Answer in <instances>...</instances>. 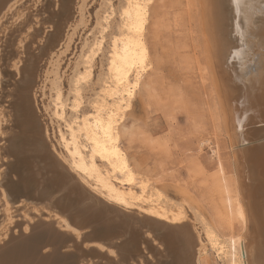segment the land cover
<instances>
[{
	"label": "bare ground",
	"instance_id": "bare-ground-1",
	"mask_svg": "<svg viewBox=\"0 0 264 264\" xmlns=\"http://www.w3.org/2000/svg\"><path fill=\"white\" fill-rule=\"evenodd\" d=\"M170 2L62 0L57 11L55 0H0V84L5 87L4 96L9 97L4 100L0 92V103L8 102L4 111L7 121H0V154L7 152L13 158L8 174L0 175V235L10 234L7 239L0 237V264H79L82 259L92 260L89 264H142L145 239L140 230H133L138 225L157 232L171 258L168 264H264V0H241V6L235 0H187L200 31L202 69L209 81L206 95L212 102L209 114L225 140L223 154L217 144L210 146L208 159L215 170L208 174L210 163L202 161L200 152L212 143L202 138L201 132L191 131L196 147L184 167L191 190L187 183L177 182L169 189L160 171H155H163L159 164L168 156L169 135L152 137L144 126L128 122L137 99L155 103L167 119L183 97L173 87L159 88L163 68L160 38L170 28L171 17L166 11ZM113 10L123 12L126 29L115 19L104 20ZM95 63L94 76L82 81ZM102 65L120 80L112 84L119 94L106 111L83 108L76 115L65 109L71 128L63 134L73 142L76 152L88 143L89 149L82 158L78 156L82 165L91 164L95 149L111 156L114 166L123 169V176L134 179L142 190L159 198L163 210L172 212L171 226L145 219L116 221L121 216L116 219L113 213L108 215L115 220L106 222L107 212L84 210L78 196L69 193L57 198L59 185L53 186L48 178L49 171H55L51 148L60 137L48 112H61L66 104L75 106L82 98L96 102L90 92L101 88ZM43 111L51 119L45 120ZM75 117L79 120L72 124ZM106 129L111 141L106 140ZM140 135L151 146L148 150L153 152L154 148L159 154L155 169L145 167L131 153ZM36 162L43 176L34 167ZM19 198L29 204L15 206L14 210H24L15 211L20 217L11 219V205ZM44 206L56 220L69 215L80 228L92 226L90 237L95 233L110 241L126 235L112 242L119 256H114L113 247L108 250L111 256L98 250L99 245L89 249L78 241L77 232L70 234L47 222H32V212L46 209ZM126 225L131 232L125 231ZM150 249L161 254L154 246Z\"/></svg>",
	"mask_w": 264,
	"mask_h": 264
},
{
	"label": "rangeland",
	"instance_id": "rangeland-1",
	"mask_svg": "<svg viewBox=\"0 0 264 264\" xmlns=\"http://www.w3.org/2000/svg\"><path fill=\"white\" fill-rule=\"evenodd\" d=\"M114 1H116V3H118V2L123 1V0H114ZM172 1H173L172 3L171 2L169 3L170 6L167 8L166 11L168 12L169 17L172 18L173 16H177L178 19H177V17H174V19L170 18V20H169L170 28L168 27L167 29H165V31H163V33H162L163 38L162 37L160 38L161 47L159 48V51H160V54H162L161 62L163 63L162 64L163 68L161 71L162 73H160V75H162V80H161L162 84L159 85V88L168 87V86L173 87V88L179 90V92L181 93V95L183 97H181V100L179 101L178 105H176V108L174 109L175 112L173 111V114H172L173 117L172 116L170 117L171 120H169L170 118L166 119L165 114L162 113L163 111L159 110L160 108H158L155 103L144 104V102L137 99L134 103L132 116L128 121L129 123H131L132 121H135V123L144 126L143 127L144 130H146V132H148V133H151L152 137H158V136L164 135V134H167V136L169 135L168 137L166 136L167 142H168L166 144V146H168V148H169L168 149L169 152H167L168 156L165 160H163L161 162V164H159V161H158V158L160 159L159 154L157 153L158 154V157H157V154L155 151L156 149H154V148H151L154 150V151L152 150L153 152L148 150V149H150L149 148L150 145L146 142V140L142 139V137H143L142 135H140L138 137V139H136L134 141V144H132L131 153L133 152L132 154L133 155L135 154L134 156L136 157V159L141 160L142 164L145 167L147 166L148 168L153 169L154 166L156 168V164H157V166L159 164L162 167L163 171H161L160 168L159 169L154 168V169H155L156 173H158L160 171L159 172L160 175L159 174L158 175L162 178L163 182L168 184L167 186H170L169 189L173 190V187L174 186L176 187V185H174V184H176V182H177L178 185H180V184L183 185L184 183H187V185H186L187 189L191 190L190 188H192V186H190L188 184V177H187L186 170L184 167L186 166V164H187L186 162H188L192 153L194 152V148L196 147V141L194 139V135L192 132H198V131H199V133L201 132L202 138H207L208 142L212 143V145L209 144V147H208V145L205 144L203 146L202 151L200 152L201 159L203 158L202 161L204 162L206 160L204 162V163H206V165L210 163L209 166H207V168H206V170L208 171L207 172L208 174H210V172L213 173L212 171L215 170V165L212 164V166H211V162L208 159V155L211 154L210 146H213V145L216 146V144H217V146L219 147V152L221 154H223V152L225 151L224 150V146H225L224 141L225 140L223 138L224 136H223L222 132H220L221 128L218 129L219 127L214 125L213 121L211 120L212 116L210 114L212 112V106H211L212 102H211L209 96L206 95V91H208V89H209V87H208L209 81L206 78L207 76L205 75V70L202 69L201 37H200V31L198 30V26L196 23V16H195L192 8H190L188 6L187 0H172ZM116 11L117 10H113L111 14H108L106 16L107 19L105 18L104 20L108 21L110 19L111 21L112 20L114 21V19H115L117 24L120 25V27L122 29L125 27L127 28L128 25H127V21L125 20L126 19L125 15H123L122 11H120V12H118V11L116 12ZM172 24H174V25H172ZM116 40L117 39H115V41ZM23 54H22V56H25V54L24 55ZM196 59H197V61H196ZM95 65H96V63L93 64V66L91 65L92 69H90V74L85 76L82 79V81L83 80H84V82L88 81L94 76L95 70H96ZM99 66L100 65H98V68H99ZM101 71H104L103 72V80L101 82L102 83L101 88H97V89L90 92L91 94H93V96L97 100L96 102L88 103V102L84 101V99L82 98V100H80L79 103L75 106H71L68 103L64 106V108H62L61 112L59 110L57 112H53V113L49 111L48 112L49 115L51 116V114H52V116H51L52 119L49 118L50 116L46 113V111H43V113H44L43 118L45 120L47 117H48V120L51 119L50 121L54 125L55 124H56V126L58 125L56 127V131L58 133L57 132L56 133L59 135V132H60V137H58V138H56V140H54V144L51 148V152L52 153L55 152L56 155L61 160H63L64 163L67 164L69 168H71V165H73V164H75L77 167H81L79 165H82V164L78 160V156H81V158H82L83 152H86L89 149V147L87 145L88 143H86V144L82 145V147L80 148L81 151L78 150V152H76L75 150L72 149L73 142L66 136V134H63V131H67L68 129L71 128V126H70L71 123H69L68 120L66 119L67 117H66L65 109L72 111L76 115L83 108H93L96 110H103V111L105 110L106 111V109L109 107V102L111 100H114L116 98V96L119 94V91L112 86L113 83L120 82V80L118 81V77L113 75V72H108L109 70H107V66L102 65ZM201 82L203 84H201ZM0 86H1L0 92L3 94L5 87L3 86L2 83L0 84ZM197 90L200 91V94L198 93L199 91H197ZM202 91L204 92V94ZM2 96H3L4 100L8 101L9 97L4 96V94ZM7 101H5L4 103H0V110L2 111L0 121H3L4 123H5V121H7V115L4 114V111L6 110V108H8L7 107V105H8ZM186 102H187V104H186ZM179 104H180V106H179ZM179 107H182L181 108V109H183L182 112L180 111L181 109ZM187 107H188V109H187ZM205 108H206V110H205ZM184 110H186V111H184ZM196 113H198V114H196ZM189 115H190V117H189ZM197 115H199L200 117ZM91 116H92V113H90V117ZM185 117H187V119ZM192 117H193V119H192ZM78 120L79 119L77 117H75L74 119H72V124L77 123ZM193 120H195L194 123L196 122L195 123L196 125L194 124L195 126H192ZM54 122H56V123H54ZM167 122L170 123L171 125L170 124L168 125ZM198 122L200 123V125H198ZM201 123L204 125H201ZM202 126H203V128H202ZM215 126L217 127L216 128L217 131L215 129ZM198 127H199V129H196ZM169 128H171V129H169ZM168 129L170 130V133H169ZM194 129H196L197 131ZM146 132H145V134H146ZM209 132L211 134H209ZM145 134H144V136H145ZM168 139H169V141H168ZM1 142L2 141H0V143ZM144 142H146V143L144 144ZM193 142H194V144H193ZM145 146L147 148H145ZM172 146H174V147L171 148ZM220 146H221V148H220ZM132 149H134V151ZM145 150H147L148 152ZM222 150H224V151H222ZM149 151L151 153H149ZM81 152H82V154H81ZM186 154H187V156H186ZM146 156H147V158H146ZM96 157L99 161L96 160ZM110 157L111 156L104 153L103 151L95 149L90 156V160L92 159V162H90L91 164L89 166L97 168L96 170L102 176H105L107 178L110 176V178L116 180L120 184H127L128 187H127L126 191H128V192L134 191V189H132L131 186H132V184H135V186L139 189V191L136 192V198H138V199L141 198L142 200L147 201V202H151L152 204H157L158 206L156 208H158V214L161 217L171 215L170 213H172V212H170V210L164 211L163 206L160 203H158V202H160L159 198L155 197L154 195L152 196V194L150 192H149L150 194L147 193L148 191H146V189L142 190L140 188V184H138L134 179H132V178L129 179L126 176H123L122 175L123 169L120 167L114 166V164L111 162ZM156 157H157V159H156ZM207 161L209 163H207ZM156 162H158V163H156ZM36 164H38V163L36 162ZM38 165H39V167L37 169H38L39 175L41 174V176H43V173H42L43 169L40 166V164H38ZM86 168H88V167L84 166V169H86ZM173 170H174V172H173V174H171ZM116 172L121 174L122 176L116 177V175H113ZM178 176H179V178H178ZM26 203L29 204V202L25 198H22V199L19 198L13 205H11V208H10V211L12 212L11 219H17L20 217V216H14L15 214H17V213H15L16 209L14 210V207L15 206L16 207L22 206V204L26 206ZM21 208L22 207H20V209L18 208V212L19 211L22 212L24 210L23 208L22 209ZM38 209H40V208H38ZM46 209H44V210H46ZM12 210H14V212ZM47 211L50 212L49 209H47ZM162 211H164V212H162ZM25 213H26V215H28L27 212H24V214ZM30 217L32 219H34L32 216H30ZM50 218H51V216H49V215L46 216L47 220H49ZM169 219L172 221L174 220L173 217H171V216H169ZM10 232L11 231H9V233ZM30 233H32V231ZM16 234L17 233H15V235ZM5 235L1 234L0 237L1 238L5 237L6 239L10 237V234L6 235V236ZM148 236L151 237L152 232L145 230V233L144 232L142 233V239H145V240H142V244H141V246L143 247V252L145 253V256L141 260L142 264H168L167 260H169L171 258L165 253L163 243L158 238H152L151 239ZM150 246H154L155 248L160 249L161 254H155L152 251H150L151 250ZM111 250H115V249L112 248ZM114 256L115 257L119 256V254L116 250H115ZM82 260H85V259H82ZM82 260H81V262H79V264L80 263L84 264V262ZM89 262H93V261L90 260Z\"/></svg>",
	"mask_w": 264,
	"mask_h": 264
},
{
	"label": "flooded vegetation",
	"instance_id": "flooded-vegetation-1",
	"mask_svg": "<svg viewBox=\"0 0 264 264\" xmlns=\"http://www.w3.org/2000/svg\"><path fill=\"white\" fill-rule=\"evenodd\" d=\"M96 160L99 161L96 157ZM81 169H83L82 172H78L77 175L80 177V179H86L91 186V189L94 191L95 194V199L91 201V207L88 208H83L84 210H98L101 211L100 213L103 214L102 211L107 212V215L114 214V218L118 217L120 215V219L116 218L121 221V219L126 218V222L130 221L131 223L134 221H139V220H147L151 222H155L158 224L159 222H163L165 226L169 225L171 226L174 224L172 220L169 219L170 215H167L165 217H161L158 214V208H156L158 205L157 204H152L151 202H147L142 200L141 198H136V192L139 191V189L135 186V184H132L131 188L134 189L133 192H128L126 191L128 185L127 184H120L116 180L110 178V176L107 178L105 176H102L98 171L96 170L97 168L90 167L87 165H79ZM84 166H87L88 168L84 169ZM72 167V165H71ZM113 175H116V177H121L122 175L119 173H114ZM16 209L15 211H17ZM165 211V210H164ZM162 211V212H164ZM28 213L32 212L31 210L27 211ZM18 214V213H17ZM15 214L14 216H16ZM34 214V219H31L32 222L36 223L39 221L47 222L51 225H53L54 228H56L58 231H66L70 234H73L74 232H77L78 236V241L80 243H84L88 245V248L92 249H98L99 245L101 247L100 250L102 253H108L109 248L113 247L115 249V246L112 244V242H118L121 239H124L126 235L107 241L104 238L98 237V235H91V237L88 235L93 231V227L89 226L87 228H80L75 222L70 220L69 215L65 216L64 219L60 218V220H56V216H53V213L48 212L47 210H44V208H40L38 212H32V215ZM122 214V215H121ZM31 215V214H30ZM49 215L51 218L49 220L46 219V216ZM104 215V214H103ZM107 220L103 219L106 222H109L110 220H115L112 219L113 216L111 215ZM127 215V216H126ZM123 216V217H122ZM59 217V216H58ZM111 218V219H110ZM149 218V219H147ZM63 220V221H62ZM102 221V223L104 222ZM110 221V222H111ZM129 222V223H130ZM104 224H106L104 222ZM133 224H131L132 226ZM128 228L125 230L129 233L130 228L132 229L134 226H129L126 225ZM140 225H138L139 227ZM136 227V226H135ZM133 228L137 229L139 232H144L145 229L140 226L139 228ZM144 229V230H143ZM132 231V230H131ZM130 231V232H131ZM150 231V230H149ZM152 236H148L151 239L152 238H157L158 234L155 230H151ZM156 233V234H154ZM145 237V236H144ZM147 237V236H146ZM159 237V236H158ZM117 251V250H116ZM109 254V255H108ZM106 255L111 256L110 253Z\"/></svg>",
	"mask_w": 264,
	"mask_h": 264
},
{
	"label": "snow or ice",
	"instance_id": "snow-or-ice-1",
	"mask_svg": "<svg viewBox=\"0 0 264 264\" xmlns=\"http://www.w3.org/2000/svg\"><path fill=\"white\" fill-rule=\"evenodd\" d=\"M62 0H55V8L58 11L60 9ZM237 6H241V0H235ZM32 29L29 28L28 32L31 33ZM2 38V37H0ZM22 39V38H21ZM20 45H17L19 48ZM146 55V52H145ZM261 121H264V110L261 111ZM261 127H264V123L261 124ZM110 130H105V137L107 141H111L112 137L109 134ZM107 151V149H105ZM55 161V171H49L48 178L52 181L53 186L59 185L56 188L57 198L63 197L69 193L80 198V205L84 208L91 207V201L95 199L94 191L91 189L90 183L86 179H80L77 175L78 172H82L83 169L77 167L75 164L71 168L61 160L55 152L52 153ZM13 162V158L9 153L4 152L0 154V164L3 167H0V175L8 174V166ZM34 167L38 168L39 165ZM12 179H19L18 176H13ZM29 229L25 228V232H28ZM6 239V238H5ZM84 264H89L87 260L84 261ZM139 264V262H137Z\"/></svg>",
	"mask_w": 264,
	"mask_h": 264
}]
</instances>
